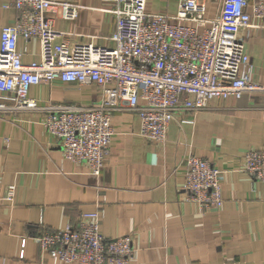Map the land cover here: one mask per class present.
<instances>
[{
    "label": "crops",
    "instance_id": "crops-1",
    "mask_svg": "<svg viewBox=\"0 0 264 264\" xmlns=\"http://www.w3.org/2000/svg\"><path fill=\"white\" fill-rule=\"evenodd\" d=\"M8 1L0 0V30L18 16L4 8ZM59 1L78 6L73 20L51 15L64 38L109 44L105 37L115 30V16L104 9L111 5ZM176 1L148 0L147 10L172 14ZM216 9V1L207 0V18ZM252 25L243 32L245 50L252 81L264 85V20L253 19ZM17 50L23 63L39 60L37 39L18 38ZM29 96L42 109L0 114V194L15 185L13 202H0V264H64L53 262L35 238L96 210L103 213L99 229L105 237H132L133 257L126 264H264V182L243 170L242 158L264 148V94L247 92L176 113L162 144L139 136L136 114L113 111V135L98 175L65 159L43 125V107L94 104L96 86L55 81L31 87ZM191 155L220 171L223 203L217 210L203 211L186 197L185 162Z\"/></svg>",
    "mask_w": 264,
    "mask_h": 264
},
{
    "label": "built area",
    "instance_id": "built-area-1",
    "mask_svg": "<svg viewBox=\"0 0 264 264\" xmlns=\"http://www.w3.org/2000/svg\"><path fill=\"white\" fill-rule=\"evenodd\" d=\"M101 1L111 5L104 11L115 16V30L105 37L109 44L100 45L71 41L53 27L51 15L76 18L74 4L9 0L4 5L18 16L0 30V114L40 109L29 96L30 88L40 84L60 81L97 88L94 104L43 107V125L68 161L100 173L113 135V111L136 114L139 136L162 144L176 113L207 109L215 99H239L247 92L264 94V85L251 79L243 38L253 19L264 20V0H214L217 9L211 18L207 0H177L172 14L148 11V0ZM18 38L38 40V61L22 62ZM242 158L243 170L264 182V148L248 150ZM185 163L187 199L203 211L219 209L220 171L192 155ZM14 196L15 185H7L0 202L11 203ZM102 216L101 210L83 213L76 224L43 229L35 240L53 262L126 264L133 257L132 237H105L99 229Z\"/></svg>",
    "mask_w": 264,
    "mask_h": 264
},
{
    "label": "rangeland",
    "instance_id": "rangeland-1",
    "mask_svg": "<svg viewBox=\"0 0 264 264\" xmlns=\"http://www.w3.org/2000/svg\"><path fill=\"white\" fill-rule=\"evenodd\" d=\"M74 103H78V102H74ZM80 104V103H79Z\"/></svg>",
    "mask_w": 264,
    "mask_h": 264
}]
</instances>
